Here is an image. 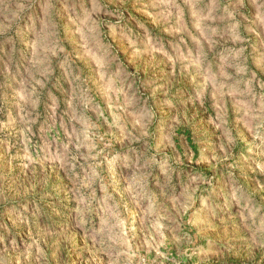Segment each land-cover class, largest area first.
Returning a JSON list of instances; mask_svg holds the SVG:
<instances>
[{
	"label": "rangeland",
	"instance_id": "obj_1",
	"mask_svg": "<svg viewBox=\"0 0 264 264\" xmlns=\"http://www.w3.org/2000/svg\"><path fill=\"white\" fill-rule=\"evenodd\" d=\"M0 264H264V0H0Z\"/></svg>",
	"mask_w": 264,
	"mask_h": 264
}]
</instances>
